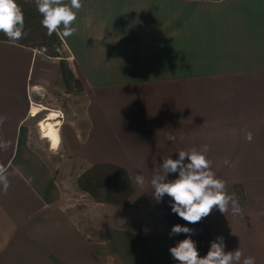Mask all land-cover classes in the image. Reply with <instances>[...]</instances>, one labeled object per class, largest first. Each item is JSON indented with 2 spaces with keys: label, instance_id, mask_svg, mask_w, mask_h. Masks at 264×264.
<instances>
[{
  "label": "crops",
  "instance_id": "obj_1",
  "mask_svg": "<svg viewBox=\"0 0 264 264\" xmlns=\"http://www.w3.org/2000/svg\"><path fill=\"white\" fill-rule=\"evenodd\" d=\"M81 3L63 43L84 90L85 134L81 120L64 132L62 109L57 150L44 136L47 120L38 136L44 110L34 108L56 110L71 96L59 59L0 41V169L9 182L6 192L0 184V264H178L169 249L187 234L170 236L175 224L195 229L200 256L223 236L226 251L264 264V0ZM202 145L228 194L243 189V213L214 208L187 224L170 197L153 198L151 179L163 160ZM62 159L79 175L122 165L144 183L104 224L87 208L108 211L106 191L96 202L78 189L79 175L60 182Z\"/></svg>",
  "mask_w": 264,
  "mask_h": 264
},
{
  "label": "clouds",
  "instance_id": "obj_2",
  "mask_svg": "<svg viewBox=\"0 0 264 264\" xmlns=\"http://www.w3.org/2000/svg\"><path fill=\"white\" fill-rule=\"evenodd\" d=\"M36 9L41 14V25L47 29L49 36L54 33L63 41L72 36L77 29L72 27L77 19V12L82 8L81 0H35ZM61 25L63 30L59 31ZM25 16L17 0H0V33H3L11 43L23 39L25 32ZM40 110V109H39ZM42 111V110H40ZM37 114V113H36ZM252 133L246 139L252 140ZM170 140L175 137L169 136ZM208 145H202L199 150H181L178 158H168L162 161V173H157L151 179L152 196L157 201L165 195L171 198L170 207L187 224H196L208 217L214 208L227 215L229 209L233 215L243 213L239 197L228 194L226 183L217 178L212 170V161L207 157ZM229 164V161H225ZM169 174H178L175 179H169ZM135 183L142 185L144 177L138 174ZM0 184L6 192L9 187L7 176L0 169ZM195 229L186 225L175 224L170 236L187 234V238L179 240L169 251L178 264H256L255 257L244 256L240 248L226 251L223 236H218L210 244L206 255L200 256L196 241L192 239Z\"/></svg>",
  "mask_w": 264,
  "mask_h": 264
},
{
  "label": "trees",
  "instance_id": "obj_3",
  "mask_svg": "<svg viewBox=\"0 0 264 264\" xmlns=\"http://www.w3.org/2000/svg\"><path fill=\"white\" fill-rule=\"evenodd\" d=\"M17 2L25 16V35L15 44L35 49L51 58H58L66 92L83 95L82 83L74 73L69 61L70 55L63 41L55 33L51 36L47 34V29L41 25L42 16L36 9L35 0H17ZM0 41L11 43L3 33H0ZM76 184L79 190L94 199L98 193L106 191L105 203L111 206H129L136 193L130 171L125 166L114 163L92 165L78 176ZM235 196L239 197V200H245L241 187H235Z\"/></svg>",
  "mask_w": 264,
  "mask_h": 264
},
{
  "label": "rangeland",
  "instance_id": "obj_4",
  "mask_svg": "<svg viewBox=\"0 0 264 264\" xmlns=\"http://www.w3.org/2000/svg\"><path fill=\"white\" fill-rule=\"evenodd\" d=\"M55 100H58V99H55ZM84 101H85V95H75V94H71L70 97L62 96V98L60 99V101H56V104L53 105V107L58 108V109H56V111L59 113V117H60L59 120H67L68 117H67V114H66V116H65V114H63L64 111L69 114L68 124L63 129L64 132H68V131L73 130V128H75V123H77V121H79V120L82 119V117H77V116H80L81 113H82V111L84 112V105H83ZM40 109L41 110H44V111L42 112L43 119L41 118L42 120L38 122V124L40 123L39 124L40 127H38V132H39V135L38 136L39 137L43 136V134H41L42 125L44 124V122L46 120L48 121V114L50 112L48 109H45V108H40ZM82 123H84V121H82L77 126L78 127L77 133L79 134V136L81 134H85V130L82 127ZM41 139H42V137H41ZM44 141H43V144L44 145L42 144V146L43 147L44 146L46 147V148H43V151H46L47 148H48V145H47V142H44ZM50 145H51V148H53V146H52L51 143H50ZM58 148H56V150ZM55 158H57V157H55ZM58 158H60L59 155H58ZM63 158H64V156H63ZM64 160L62 159V161H61V162H63L64 166H59L57 168L58 169V179H59L60 182L67 181V179H69V178H72L73 179L74 177H76L80 173V172H78L79 171L78 168L71 167L70 164L64 163ZM51 161L53 163V160L52 159H51ZM82 194H83V196H85V198H88V199L90 198V196L87 195L86 193L82 192ZM98 194H97L96 199L93 198L96 202H99V199H98L99 198V195ZM105 200H106V198H105ZM133 200L134 199L132 197L131 204L130 205H132V201ZM79 202L82 203V204H84V203H86V200H79ZM109 206H111V205H109ZM113 207H118V206L109 207L108 211H106L105 213L101 209H93V208H90V207L87 208V211L90 213V215H93L94 218L99 219V220H102L104 224H110V223H113V222L117 221V220H112L111 219L112 217L109 216L111 214V212H113V210H115ZM123 207H126V206H123ZM79 215H81V214L78 213V216ZM101 215H104V216H101Z\"/></svg>",
  "mask_w": 264,
  "mask_h": 264
},
{
  "label": "bare ground",
  "instance_id": "obj_5",
  "mask_svg": "<svg viewBox=\"0 0 264 264\" xmlns=\"http://www.w3.org/2000/svg\"><path fill=\"white\" fill-rule=\"evenodd\" d=\"M38 112H40L39 108H34V113ZM60 126L59 113L56 110H50L48 121H46L44 126V136L51 141L54 148H58L60 145Z\"/></svg>",
  "mask_w": 264,
  "mask_h": 264
},
{
  "label": "built area",
  "instance_id": "obj_6",
  "mask_svg": "<svg viewBox=\"0 0 264 264\" xmlns=\"http://www.w3.org/2000/svg\"><path fill=\"white\" fill-rule=\"evenodd\" d=\"M40 108H41V107H40ZM40 108H39V109H40ZM40 110H41V109H40Z\"/></svg>",
  "mask_w": 264,
  "mask_h": 264
}]
</instances>
